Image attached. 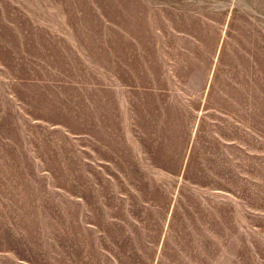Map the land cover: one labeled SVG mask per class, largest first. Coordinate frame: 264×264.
Wrapping results in <instances>:
<instances>
[{"label":"rangeland","instance_id":"374dc122","mask_svg":"<svg viewBox=\"0 0 264 264\" xmlns=\"http://www.w3.org/2000/svg\"><path fill=\"white\" fill-rule=\"evenodd\" d=\"M0 264H264V0H0Z\"/></svg>","mask_w":264,"mask_h":264}]
</instances>
